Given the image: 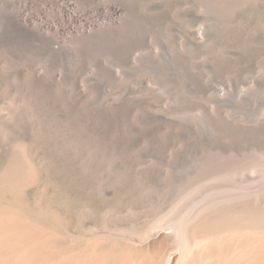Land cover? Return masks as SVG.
Wrapping results in <instances>:
<instances>
[{
	"label": "rangeland",
	"instance_id": "obj_1",
	"mask_svg": "<svg viewBox=\"0 0 264 264\" xmlns=\"http://www.w3.org/2000/svg\"><path fill=\"white\" fill-rule=\"evenodd\" d=\"M46 4L0 0L1 209L52 238L66 220L41 203L66 209L73 192V245L111 253L117 219L128 260L199 195L264 188V0H71L86 33L27 29V5L60 23ZM18 221L0 217V264H64L63 237L9 231Z\"/></svg>",
	"mask_w": 264,
	"mask_h": 264
},
{
	"label": "bare ground",
	"instance_id": "obj_2",
	"mask_svg": "<svg viewBox=\"0 0 264 264\" xmlns=\"http://www.w3.org/2000/svg\"><path fill=\"white\" fill-rule=\"evenodd\" d=\"M55 1L57 4H46L45 7L48 9L53 8V5L59 6L60 23L39 20L40 17L37 18L32 14L29 11L30 6L27 5L21 9L20 17L23 25L27 29L37 28L44 32L54 31L58 34L74 33V24L78 22L85 23L86 28L81 30L82 33L87 32L88 26H93L92 23L87 22L88 17L86 15L70 12L71 0ZM103 9L101 5L97 6L93 12L94 16L100 17ZM107 9L114 15L121 10L117 4L108 6ZM55 19L57 21L56 17ZM38 169H41V173H46L43 166H39ZM253 183L243 181L227 184L228 186L223 185L225 187L215 188V191L211 190L212 192L205 194V196L200 197L199 195V198H196L186 209H183L184 213L181 212L183 215H179L180 218L169 219V217L168 220L157 222L149 230L147 229L143 234L145 245L141 241L139 243L143 247L137 248L139 243L137 247L132 245L133 248L127 252L128 260L122 244L125 235L117 233L119 231L117 228L120 225L117 219L116 230L111 234L113 237L105 236L115 242L111 253L101 256L99 252L102 250V246L93 235H91L93 237L83 239L87 242L84 249L73 245L75 238H80L79 236L82 235L75 237L71 234L74 222L73 211L76 208L75 199L71 195L73 192L67 196L69 204L66 209L52 208L46 201L41 203V208L47 209L48 207L51 211L54 209V215L64 217L66 220V222H62V230L57 231L55 235L53 234L52 238L47 234L43 235L45 228L43 225L37 224L36 218L32 224L28 223L31 220L27 217L28 212L25 209L8 213L0 207V217L20 219L12 227L10 225L9 231L11 232H37L41 234L39 239L44 242L59 243L64 238L67 241L66 250L63 249L65 251L64 264H264V188L260 187V184L257 188L255 185L257 183H254L255 186ZM83 206L93 209L92 205L87 203ZM91 212L93 213L92 210ZM19 213L24 214L23 217H20ZM90 218L91 215L82 218L84 227L91 224ZM58 235L63 238L59 240Z\"/></svg>",
	"mask_w": 264,
	"mask_h": 264
}]
</instances>
